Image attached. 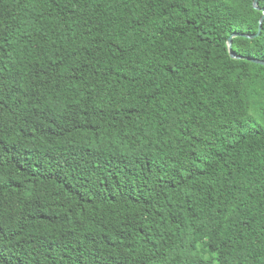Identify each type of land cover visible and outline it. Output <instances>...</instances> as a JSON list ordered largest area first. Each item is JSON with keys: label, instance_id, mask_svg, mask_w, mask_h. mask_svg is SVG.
Wrapping results in <instances>:
<instances>
[{"label": "trees", "instance_id": "trees-1", "mask_svg": "<svg viewBox=\"0 0 264 264\" xmlns=\"http://www.w3.org/2000/svg\"><path fill=\"white\" fill-rule=\"evenodd\" d=\"M253 2L0 0V264H264Z\"/></svg>", "mask_w": 264, "mask_h": 264}, {"label": "water", "instance_id": "water-1", "mask_svg": "<svg viewBox=\"0 0 264 264\" xmlns=\"http://www.w3.org/2000/svg\"><path fill=\"white\" fill-rule=\"evenodd\" d=\"M253 7H254L255 10L262 12V17H261L260 22H259V30H258V33L257 34H254V35L234 33V34H232L229 37V39L227 41V45H228V50H229V54H230V57L231 58L237 59V60H246V61L252 62L254 64H259V65L264 66V61L258 60V59H252V58L245 57V56H238V55H236L233 52V49H232L233 40L235 38L241 37V38H247V39L253 40V39H255V38H257L258 36L261 35L262 27H263V23H264V9L259 6V0H254Z\"/></svg>", "mask_w": 264, "mask_h": 264}]
</instances>
